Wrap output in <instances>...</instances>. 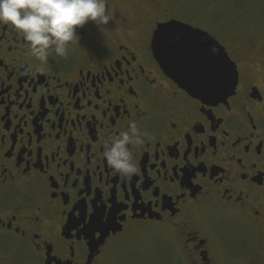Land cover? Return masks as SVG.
<instances>
[{
	"label": "flooded vegetation",
	"instance_id": "flooded-vegetation-1",
	"mask_svg": "<svg viewBox=\"0 0 264 264\" xmlns=\"http://www.w3.org/2000/svg\"><path fill=\"white\" fill-rule=\"evenodd\" d=\"M193 1L106 0L113 20L43 64L0 24V264H264V0ZM171 20L224 50L230 96L163 73L151 44ZM133 123L148 136L126 180L102 151Z\"/></svg>",
	"mask_w": 264,
	"mask_h": 264
},
{
	"label": "clouds",
	"instance_id": "clouds-1",
	"mask_svg": "<svg viewBox=\"0 0 264 264\" xmlns=\"http://www.w3.org/2000/svg\"><path fill=\"white\" fill-rule=\"evenodd\" d=\"M112 20L106 0H0V24L10 25L21 35L31 56L42 64L52 53L66 58L71 42L78 39V28L89 22L107 25ZM147 136L133 123L129 130L110 137L102 151L106 165L131 180L139 174L132 146L142 147Z\"/></svg>",
	"mask_w": 264,
	"mask_h": 264
},
{
	"label": "water",
	"instance_id": "water-1",
	"mask_svg": "<svg viewBox=\"0 0 264 264\" xmlns=\"http://www.w3.org/2000/svg\"><path fill=\"white\" fill-rule=\"evenodd\" d=\"M169 26L175 30L168 33L164 45H158V34ZM151 48L163 73L191 97L219 102L236 86L234 64L206 32L177 21L158 24ZM99 243L101 240L94 242L93 248Z\"/></svg>",
	"mask_w": 264,
	"mask_h": 264
},
{
	"label": "rangeland",
	"instance_id": "rangeland-1",
	"mask_svg": "<svg viewBox=\"0 0 264 264\" xmlns=\"http://www.w3.org/2000/svg\"><path fill=\"white\" fill-rule=\"evenodd\" d=\"M235 1L237 2L238 0H195L193 1L192 5L194 7V9L199 10V11H203V17L210 15V11L212 12V10L215 11H225L227 9V6H232L235 4ZM245 1H251V0H245ZM172 2L174 4L178 5H182V9L186 8L187 5H189V1H182V3L178 2V1H173ZM229 11H232L231 8H228ZM173 14H176L175 12ZM182 19V18H181ZM122 257V256H121ZM121 257H115V260H118L119 262L122 263V261H124V259H122Z\"/></svg>",
	"mask_w": 264,
	"mask_h": 264
},
{
	"label": "snow or ice",
	"instance_id": "snow-or-ice-1",
	"mask_svg": "<svg viewBox=\"0 0 264 264\" xmlns=\"http://www.w3.org/2000/svg\"><path fill=\"white\" fill-rule=\"evenodd\" d=\"M174 30L175 29L173 26H169L168 28L162 29L156 38L158 45H164L167 40L168 33ZM192 39H194V37H192ZM89 227L93 228V225H90Z\"/></svg>",
	"mask_w": 264,
	"mask_h": 264
},
{
	"label": "bare ground",
	"instance_id": "bare-ground-1",
	"mask_svg": "<svg viewBox=\"0 0 264 264\" xmlns=\"http://www.w3.org/2000/svg\"><path fill=\"white\" fill-rule=\"evenodd\" d=\"M219 45V44H218ZM220 46V45H219ZM236 70V69H235Z\"/></svg>",
	"mask_w": 264,
	"mask_h": 264
}]
</instances>
